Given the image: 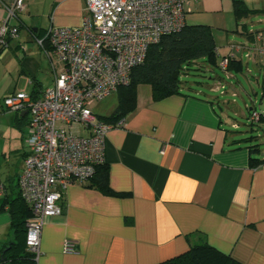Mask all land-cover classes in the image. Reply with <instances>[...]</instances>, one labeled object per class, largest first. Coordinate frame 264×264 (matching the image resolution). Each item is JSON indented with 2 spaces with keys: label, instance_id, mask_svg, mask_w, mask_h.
<instances>
[{
  "label": "crops",
  "instance_id": "0c3cea01",
  "mask_svg": "<svg viewBox=\"0 0 264 264\" xmlns=\"http://www.w3.org/2000/svg\"><path fill=\"white\" fill-rule=\"evenodd\" d=\"M11 1H0V20L2 3ZM235 1L198 0L186 13V25L210 28L217 62L233 45L240 46L232 59L242 68L245 45L236 39H246L259 70L264 68L257 53L264 43V0H238L262 12L239 20ZM24 4L17 37L0 53V247L13 240L8 203L19 193L30 134L28 114L7 110L2 99L23 88L30 94L33 84L52 85L62 66L58 70L52 52L33 41L50 26H80L85 14V0ZM185 89L154 99L148 85L137 86L125 125L105 137L103 164L112 193L89 179L68 184L58 201L60 214L42 227L36 264H155L196 244H208L242 264H264V142L233 131L239 126L214 101L217 85L209 87L212 94ZM254 144L257 149L250 152ZM251 156L262 162L251 165ZM66 240L73 243L72 252H64Z\"/></svg>",
  "mask_w": 264,
  "mask_h": 264
},
{
  "label": "built area",
  "instance_id": "2783aa9c",
  "mask_svg": "<svg viewBox=\"0 0 264 264\" xmlns=\"http://www.w3.org/2000/svg\"><path fill=\"white\" fill-rule=\"evenodd\" d=\"M1 1V0H0ZM198 0H85L82 24L78 27L50 26L35 38L37 45L62 63L53 83L32 98L26 91L2 99L7 110L28 114L30 134L26 139L24 169L18 179L19 191L29 206L26 243L36 264L40 255L42 227L60 214L62 190L75 181L90 179L104 163L106 134L125 125L99 119L89 108L129 82L132 68L141 64L147 49L163 36L186 24V13ZM5 16L0 20V53L17 37L18 18L24 0L2 3ZM239 50L222 57L219 67L227 71L229 60ZM264 56V43L258 46ZM254 110L249 119L258 122ZM86 131V135L81 133ZM0 181V198L3 193ZM64 252L74 250L66 240Z\"/></svg>",
  "mask_w": 264,
  "mask_h": 264
},
{
  "label": "trees",
  "instance_id": "16d2710c",
  "mask_svg": "<svg viewBox=\"0 0 264 264\" xmlns=\"http://www.w3.org/2000/svg\"><path fill=\"white\" fill-rule=\"evenodd\" d=\"M256 11V9L247 8L242 1L234 2V13L237 20ZM19 27L20 23L18 22V31ZM46 30L40 36L44 35ZM216 56V47L210 28L204 25L185 24L178 31L163 36L157 43L149 46L144 61L132 68L129 82L116 90L117 105L115 109L109 115H97L98 118L114 124L133 111L136 105L137 86L141 84L151 88L154 99L181 93V75L188 69L196 68L200 65V61H204L210 66L219 67ZM226 70L239 73L243 68L241 62L231 59ZM33 85L30 95L32 98H36L43 89L38 88L36 84ZM263 119L264 116L260 114L259 121ZM257 146L258 144L249 146V151L253 152ZM261 162L257 158L250 157V164L253 166ZM107 180L106 165L101 164L96 167L88 182L105 193H112ZM8 208L13 240L0 247V264H35L33 253L28 249L26 243V224L31 218V211L22 199L20 191L15 198L9 201ZM155 264L242 263L208 244H196L178 255Z\"/></svg>",
  "mask_w": 264,
  "mask_h": 264
},
{
  "label": "rangeland",
  "instance_id": "374dc122",
  "mask_svg": "<svg viewBox=\"0 0 264 264\" xmlns=\"http://www.w3.org/2000/svg\"><path fill=\"white\" fill-rule=\"evenodd\" d=\"M261 13V10H257L252 15L249 14V16L254 18ZM236 41L240 43L243 42L245 45V50L241 53V59L245 67H243L241 72L231 73L223 71L220 68H215L216 66H210L206 62L200 61V65L196 68L188 69L181 75L182 87H186V89L190 87L194 92L212 94L209 92V87L217 85V93L215 95L213 94V96H215L214 101L217 103L218 99L223 111L226 110L232 123L239 126V129H233V131L252 136L254 142L259 141L263 143L264 122L259 121L253 123L249 117L253 110L264 116V68L259 70L254 68V63L249 57L254 49L252 43L240 36L239 40L236 39ZM33 42H35V40ZM261 58L263 59V64L264 56ZM54 63L57 69L60 70L62 63L59 60H55ZM217 77H219L220 80H218ZM42 80L45 82V85L50 83L46 73H43ZM29 89L30 86H28L27 90ZM19 91L20 90H16V92ZM116 104L117 96L116 93H113L100 101H93L90 103L89 108L96 115H109L113 109H115ZM220 111L219 109V112ZM220 113L225 114V112Z\"/></svg>",
  "mask_w": 264,
  "mask_h": 264
},
{
  "label": "water",
  "instance_id": "95a60500",
  "mask_svg": "<svg viewBox=\"0 0 264 264\" xmlns=\"http://www.w3.org/2000/svg\"><path fill=\"white\" fill-rule=\"evenodd\" d=\"M7 248H8V247H7ZM7 248H6V249H7ZM4 251H5V249L3 250V252H4Z\"/></svg>",
  "mask_w": 264,
  "mask_h": 264
}]
</instances>
